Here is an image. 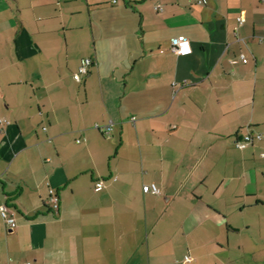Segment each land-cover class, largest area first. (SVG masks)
<instances>
[{"label":"crops","instance_id":"obj_1","mask_svg":"<svg viewBox=\"0 0 264 264\" xmlns=\"http://www.w3.org/2000/svg\"><path fill=\"white\" fill-rule=\"evenodd\" d=\"M0 119V264H264V0H0Z\"/></svg>","mask_w":264,"mask_h":264},{"label":"built area","instance_id":"obj_2","mask_svg":"<svg viewBox=\"0 0 264 264\" xmlns=\"http://www.w3.org/2000/svg\"><path fill=\"white\" fill-rule=\"evenodd\" d=\"M190 1H194L198 4H201L203 0H190ZM154 9L157 11H162L163 8H162L161 4L157 3V4H155ZM236 21H237L238 26L241 25L243 22L242 15H239L236 18ZM169 48L173 53H175L176 55H181V56L188 55L192 52L189 39L185 38L183 36H175V37L171 38ZM239 58L243 63L247 62V58L243 54H240ZM93 63L94 62L91 58H89V57L83 58L81 60L80 65L77 67L76 71L72 75L73 79L75 81H80L82 76L87 74L88 68ZM177 84L178 83L173 82L174 86H176ZM132 119H134V117H132ZM5 123H8V121L5 119H0V125L5 124ZM94 127L104 134L108 133L111 129L110 124H107V125L95 124ZM262 137H263L262 133L252 132L249 128H246V131L244 132L242 137L240 139L235 140L233 145L235 148L243 149V148L250 146L255 141H260L262 139ZM78 141L79 140H77V142ZM99 184L101 185L102 181H100ZM148 189L153 193H158V188L154 184H151ZM48 203H49V206L51 207L52 212L57 213L58 204H59V197H58L56 190H54L53 188L48 189ZM0 214H1L2 218L8 224L14 223L13 216H9L7 214V208L3 205L0 206ZM184 259L186 261H188L189 257L185 256ZM25 264H28V263H25Z\"/></svg>","mask_w":264,"mask_h":264}]
</instances>
